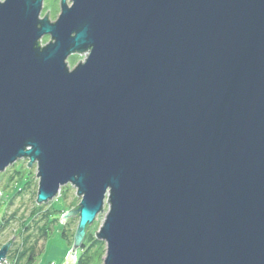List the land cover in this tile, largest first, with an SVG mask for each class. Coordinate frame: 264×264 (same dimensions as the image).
<instances>
[{"label": "water", "instance_id": "1", "mask_svg": "<svg viewBox=\"0 0 264 264\" xmlns=\"http://www.w3.org/2000/svg\"><path fill=\"white\" fill-rule=\"evenodd\" d=\"M42 3L0 0V173L76 189L67 262L106 198L103 264H264V0Z\"/></svg>", "mask_w": 264, "mask_h": 264}, {"label": "rangeland", "instance_id": "2", "mask_svg": "<svg viewBox=\"0 0 264 264\" xmlns=\"http://www.w3.org/2000/svg\"><path fill=\"white\" fill-rule=\"evenodd\" d=\"M46 8L49 9L52 19H57L60 13V0H43L42 17L47 16ZM42 38L43 45L49 41L48 35ZM80 59H85L84 53L70 55L67 58V66L79 63ZM36 171L35 163L28 166V160H20L0 173V226L2 225L0 243L13 239L11 253L18 252L23 239L27 237L36 239L39 236V230L48 227L49 237L42 238L38 243V247L40 249L43 247V251L36 257L33 264H69L67 254L73 243L72 234L76 229L78 218L69 217L63 223L61 214L79 203L80 197L76 195V189L73 186L66 184L60 188L54 199L37 204L35 201L38 188ZM108 210L109 205L105 198L102 211L88 227L82 241L84 249H81L82 246L76 249L73 264H76L79 258L83 264H103L106 244L96 237V229L102 226ZM25 227H28L27 232ZM63 230L66 232L65 240L61 237Z\"/></svg>", "mask_w": 264, "mask_h": 264}, {"label": "trees", "instance_id": "3", "mask_svg": "<svg viewBox=\"0 0 264 264\" xmlns=\"http://www.w3.org/2000/svg\"><path fill=\"white\" fill-rule=\"evenodd\" d=\"M77 217V216H74ZM78 218V217H77ZM2 226V225H1ZM0 226V228H1ZM25 231H28V227L24 228ZM75 232V231H74ZM49 230L48 227L39 230V236L36 239H32L30 237H27L25 240L23 239L21 241V248L19 251H14L11 253V249L9 248L7 255H6V261L7 264H33L35 261L36 257L43 251V247L40 249L38 247V243L42 238L46 239L49 237ZM72 234V239H73ZM61 237L65 240L66 239V232L65 230L61 231ZM81 249H84V245L82 243ZM76 264H83L81 258H79L76 262Z\"/></svg>", "mask_w": 264, "mask_h": 264}, {"label": "flooded vegetation", "instance_id": "4", "mask_svg": "<svg viewBox=\"0 0 264 264\" xmlns=\"http://www.w3.org/2000/svg\"><path fill=\"white\" fill-rule=\"evenodd\" d=\"M20 160L24 161V160H27V159H26V158H22V159H20ZM20 160H17L15 163H13L12 165H10L8 168H10L11 166H14V165L17 164V162L20 161ZM33 164H34V163H33ZM4 243H5V242H4ZM4 243H0V246L3 245ZM12 244H13V242H12ZM12 244H11V245H12ZM11 245H10V247H11ZM10 249H11V248H10Z\"/></svg>", "mask_w": 264, "mask_h": 264}, {"label": "built area", "instance_id": "5", "mask_svg": "<svg viewBox=\"0 0 264 264\" xmlns=\"http://www.w3.org/2000/svg\"><path fill=\"white\" fill-rule=\"evenodd\" d=\"M0 264H7V261L3 260L2 262H0Z\"/></svg>", "mask_w": 264, "mask_h": 264}]
</instances>
